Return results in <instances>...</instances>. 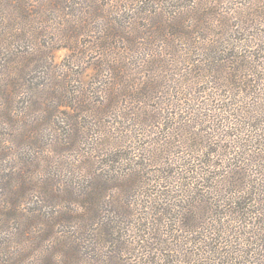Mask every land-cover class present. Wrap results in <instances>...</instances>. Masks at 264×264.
<instances>
[{"label":"trees","instance_id":"obj_1","mask_svg":"<svg viewBox=\"0 0 264 264\" xmlns=\"http://www.w3.org/2000/svg\"><path fill=\"white\" fill-rule=\"evenodd\" d=\"M242 1L0 0V264H131L137 256L133 223L146 178L130 137L155 128L162 112L148 102L162 91L124 66L143 45L128 69L179 63L169 94L182 102L177 113L199 125L201 98L237 111L214 125L226 127L229 149L208 150L234 163L192 169L186 187L194 190L177 215L183 230L195 232V209H213L216 222L257 246L224 263L264 264V117H247L237 103L243 94L253 102L244 108L264 114V0ZM58 47L70 50L59 62ZM78 58L92 64L88 79ZM188 122L180 130L194 128Z\"/></svg>","mask_w":264,"mask_h":264},{"label":"rangeland","instance_id":"obj_2","mask_svg":"<svg viewBox=\"0 0 264 264\" xmlns=\"http://www.w3.org/2000/svg\"><path fill=\"white\" fill-rule=\"evenodd\" d=\"M242 2L245 1L243 0ZM82 40L85 42L89 40V37L84 36ZM86 44L89 45L91 42L87 41ZM145 47L146 46L143 45L134 51H130L129 57L131 58L124 62V66H126L125 68L130 72V75L140 77L141 81H153L157 90L162 91V94L160 92L158 93L160 94V99L153 98L150 101L148 100L150 104L149 108L157 112V106L162 109V112L161 114H158L157 112L158 118L160 119L155 128L152 127L149 130L139 129L137 132L131 133L130 137L133 142V147L136 148V154H139L136 157L138 162L132 163L137 169H141V172L145 174L146 178L140 191L142 197L141 201L143 202L137 209L140 210L137 212V218L139 221L136 218L133 223V243L137 245V250L139 251L135 253L137 256L134 257V260L130 261L131 264H146L145 262L147 261V258L152 256L156 258L158 264H186L185 262L187 261L188 264L189 262H191V264H211V261L212 264H227L224 263V261L230 260V258H232L233 261H236L235 258L238 256L237 251L240 249L251 250L255 248V251H257L256 245H253L252 247L249 244H245L244 239L242 238L245 237L246 240H248L247 235H239V229H236V225L224 222L223 225L221 222H216L215 214L213 213L214 211H212L213 209L208 210L207 213L195 209L194 215L198 218L194 220L192 218L194 222L191 224V226L194 227L195 232L189 233L183 230L182 222L179 218L177 219V215H179L180 211L183 209L181 206L184 203H187V199L192 193V191L188 192L189 196L186 197L187 192L185 191L194 190L191 189L192 186L187 188V185L186 187V183L195 182L196 178H194V174L191 173L192 169L199 163H201L202 166L215 164L218 169L221 168L220 166L234 163L224 162L221 160V157H219L220 155H218V153H224L225 151L223 150H228L230 144L229 138L221 136L226 127L220 126V129H218V127L215 128L214 125H219L217 121L218 119L226 120L227 115L228 118H230L234 116L237 111H231V108L228 112L215 111L214 104H212L210 99L208 102H205L207 101L206 98H201L200 101L194 102L195 104L200 102L198 104L199 106L196 107L201 108L200 116L199 112L197 113L201 121L199 125L190 121V119L186 117L187 115L177 113V105H179L180 108H183V106H181L182 102L177 100L178 95L169 94L172 89L170 86L176 85L175 78H177L176 72L179 68V63L164 68L159 64V67H154L150 70V67L142 64L132 65L133 69H128V66L131 67V60L134 59L138 61L139 58L143 56V53H145ZM78 49L74 52L77 53ZM68 53H70V50L64 47H58L55 51L57 62L66 57ZM261 55H264V53L261 52ZM76 62L80 67L79 74L84 72L85 77L88 79L92 72L90 70L92 64L88 63V60L85 62L81 58L76 59ZM261 64L264 65L263 63ZM105 72L106 71L103 70V68L100 69L99 80L103 79V73ZM38 74L39 73L37 72L36 82L41 80L39 79ZM188 80L190 79H187V82ZM185 82L186 81L182 80L179 84L182 83V85H184ZM203 86H193V90L199 93L203 90ZM168 90V94L165 95V92ZM34 92L37 94L36 90H34ZM212 96L210 97L211 99L213 98ZM239 98L245 99V101L241 99L240 103L238 101L237 103L240 104V110L244 109L243 112H245L247 117L253 116V114L258 116L260 113L261 118L264 117V114L261 112L262 110L257 113L253 110V113L251 109H246L248 108V105L253 103L250 102V97L242 94ZM235 99H238V97ZM242 101L243 103H241ZM191 103L194 104L193 102ZM224 103H230V101H224L223 104ZM132 104H134V102L130 103L131 107H133ZM225 105L229 106L228 104ZM208 109H211L212 111H209ZM238 113H241V111ZM211 114L215 115L210 117ZM116 118H118V116H116ZM118 119L125 121V123L129 122L121 117ZM246 120L248 121L249 118ZM180 121H190L188 123H192L194 128L180 130L182 128V126L179 125ZM176 126L180 127L175 129ZM256 128L259 129L261 127L257 125L253 130H256ZM42 131L44 134L50 133L47 128H43ZM98 137L94 139L95 142ZM102 138H104V136H102ZM221 146H223L222 149ZM216 148L219 152L215 155H213V153L208 154V150L210 151ZM140 156L142 157L139 158ZM201 159L208 160V162H205L206 165L202 164L200 161ZM1 163L5 164L6 162H0V164ZM258 163L263 164L264 162ZM250 166V170L253 172L256 167L251 164ZM212 167L213 166H211V168ZM160 221L163 224L160 223ZM156 227L162 229L161 236L164 234L162 238L165 240L161 239V236L154 233ZM145 236H147V238ZM147 242L149 247L142 246ZM262 243H264V241ZM216 249L219 252L224 253L220 256L216 255L214 254ZM257 257L261 258V255H258Z\"/></svg>","mask_w":264,"mask_h":264}]
</instances>
